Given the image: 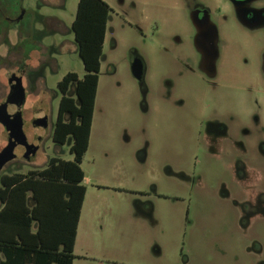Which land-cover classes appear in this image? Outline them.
<instances>
[{
    "label": "rangeland",
    "instance_id": "1",
    "mask_svg": "<svg viewBox=\"0 0 264 264\" xmlns=\"http://www.w3.org/2000/svg\"><path fill=\"white\" fill-rule=\"evenodd\" d=\"M47 1L41 4V13L55 16L58 22L37 24L36 48L43 53V46H48V63L38 65L34 72L23 65L11 68L6 77L12 71L41 80L24 105L17 106L14 100L11 110L23 107L25 120L46 115L51 126L61 97L58 82L68 72L82 77L85 71L71 27L78 0H53V7ZM104 1L111 12L89 146L81 164L86 195L73 264H179L181 253L190 257L188 264L258 261L242 249L253 244L254 236L264 246V225L243 229L237 218L226 217L236 214L237 207L230 200H221L216 191L229 173L198 147L203 142L201 118L204 121L216 113L225 116L229 111L243 119L254 111V98L264 87L253 84L260 81L264 35H249L230 21L223 23L217 74L210 78L200 72L199 53L186 42L184 31L189 22L182 0ZM135 56L145 64L146 94L133 73ZM185 63L195 72L178 80L177 73L187 71ZM167 82L175 86L170 97ZM206 103L213 104V109H206ZM7 112H2V118ZM3 124L0 122V153L6 161L0 174L43 168L52 156L73 158L68 142L54 143L48 130L37 141L26 134L34 148L30 158L13 157L15 148L1 146L7 140ZM23 141L19 138L18 144ZM257 169L254 182L260 191L264 190V174L262 166ZM181 170L191 179L177 177ZM151 207L149 215L146 210ZM234 252L241 263L230 259Z\"/></svg>",
    "mask_w": 264,
    "mask_h": 264
},
{
    "label": "flooded vegetation",
    "instance_id": "2",
    "mask_svg": "<svg viewBox=\"0 0 264 264\" xmlns=\"http://www.w3.org/2000/svg\"><path fill=\"white\" fill-rule=\"evenodd\" d=\"M43 2L44 0H0V104L5 103L8 99L15 100L13 96H18L19 90L18 92L16 90L19 84L24 101H26L28 93L35 90L37 84L41 82V80L32 79L30 75L24 77L22 74H13L11 71V75L6 77V73L9 69H17L22 65L29 72H34L36 71L34 68L38 65L48 63L47 54H45L48 46H43L45 51L43 53L38 52L36 48L38 43L36 40L37 24L44 22L53 26L55 21L58 22V18L41 13ZM45 3L54 6L53 0H48ZM182 7L187 12L189 22L187 30L184 31L186 42L199 53L198 69L210 78H214L217 74L216 63L219 52H222L219 48V41L222 28L225 26L223 23L230 21L232 25H236L249 35L258 33L264 35V0H182ZM109 19L110 16L108 21ZM177 40L179 42L180 38L178 37ZM52 45L53 43L50 47ZM172 55L177 57L173 52ZM136 60H139L142 66L140 73L134 75L140 82L141 90L146 94L145 64L138 56H135L134 61ZM184 67L187 71L178 72V80L183 75H193L195 72L187 63L184 64ZM259 70L260 81L253 82V84L262 86L264 85V49L260 58ZM167 85L171 86V90L167 92V96L170 97L175 86L171 82H167ZM259 90L260 96L254 98V111L246 118L241 119L237 116L236 119V115L228 111L225 116L216 113L207 120L202 121L204 117L200 119L203 129L199 131V135L202 136L203 142L198 149L204 152L209 159L219 161L223 165V169L229 173V179L221 181L216 193L221 200H230L237 207L234 209L236 214L226 215V217L237 218L239 226L243 229L264 225V190L258 191L254 182L256 171L259 173L258 165L262 166L261 172L264 174V87H260ZM197 102L195 101V103ZM179 103L182 104L181 101ZM198 105L201 107L202 103L198 102ZM213 107V104H205L206 109L212 110ZM12 110L7 109V116L4 119L7 125L12 127V134L23 138L22 143L18 144L17 140L14 146L29 149V155L23 156L28 159L33 154L34 148L29 143L26 134L30 138L34 137L32 139L37 141L40 136H43V132L48 130L45 133L50 134L52 138L55 123L49 126L48 119L44 118L46 115L25 120L23 107L16 111ZM233 123L236 127H233ZM7 125L3 124L7 140L1 146L9 144ZM25 125L29 126L28 130H25ZM251 136H254L253 143L249 141ZM143 155H145V150ZM195 159L198 160V156ZM2 175L1 173L0 178ZM177 177L181 180L191 179L183 170L178 172ZM152 191L156 192V188ZM151 210L152 207L147 208L146 213L151 215ZM241 234L248 235L246 232ZM253 239V244H246L242 251L248 256H252V259L258 257V261L254 260L252 264H264V246L257 236H254ZM181 255L183 258L179 264H188L190 257L186 254L183 256L182 253ZM230 259L237 263L242 261L240 255L235 252Z\"/></svg>",
    "mask_w": 264,
    "mask_h": 264
},
{
    "label": "trees",
    "instance_id": "3",
    "mask_svg": "<svg viewBox=\"0 0 264 264\" xmlns=\"http://www.w3.org/2000/svg\"><path fill=\"white\" fill-rule=\"evenodd\" d=\"M111 7L78 0L72 22L85 73H66L52 140L68 142L71 160L50 157L45 167L0 178V264H73L86 195L81 167L90 140L101 56ZM73 89V92L71 91Z\"/></svg>",
    "mask_w": 264,
    "mask_h": 264
},
{
    "label": "water",
    "instance_id": "4",
    "mask_svg": "<svg viewBox=\"0 0 264 264\" xmlns=\"http://www.w3.org/2000/svg\"><path fill=\"white\" fill-rule=\"evenodd\" d=\"M141 62H139V60L137 61H134V63H133V66H132V69H133V73L135 74V75H138L139 73H140V71H141ZM20 86V84L18 85V88H17V92H18V90H19V94H18V96L17 95H15L17 98L15 99V102L16 101H18L17 102V106H20V105H22L23 104V102H24V97H23V95H22V93H21V86ZM16 92V93H17ZM13 100L12 99H8V100H6L5 101V103H2V104H0V122H3L4 123V125H7V122L5 121V119L4 118H2V112L3 111H6L7 109H11L12 108V106H13ZM16 106V107H17ZM18 109L20 108V107H17ZM18 109H16V110H18ZM16 110H14V111H16ZM37 120V119H36ZM7 130H8V133H9V144H8V147H10V148H15L14 150H15V152H13V154H12V156L13 157H23V156H28L29 154H28V152L26 151V149H25V147H22V148H18V147H16V146H14V144L17 142V140H19V138H18V135H13L12 134V131H13V129H12V127L11 126H9V125H7ZM8 160V159H7ZM5 159L3 158V154L2 153H0V170H1V168L3 167V165H4V163H5Z\"/></svg>",
    "mask_w": 264,
    "mask_h": 264
},
{
    "label": "crops",
    "instance_id": "5",
    "mask_svg": "<svg viewBox=\"0 0 264 264\" xmlns=\"http://www.w3.org/2000/svg\"><path fill=\"white\" fill-rule=\"evenodd\" d=\"M86 181V178L84 179V182ZM0 207H1V202H0ZM75 244H76V241H75ZM74 249H75V246H74Z\"/></svg>",
    "mask_w": 264,
    "mask_h": 264
}]
</instances>
